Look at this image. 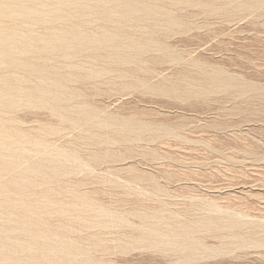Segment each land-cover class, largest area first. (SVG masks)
<instances>
[{
  "label": "rangeland",
  "instance_id": "obj_1",
  "mask_svg": "<svg viewBox=\"0 0 264 264\" xmlns=\"http://www.w3.org/2000/svg\"><path fill=\"white\" fill-rule=\"evenodd\" d=\"M184 1L5 2L0 32L32 47L0 67V264H264V0ZM75 24L127 34L37 56L47 31ZM209 73L237 85L200 89ZM128 118L164 134H130Z\"/></svg>",
  "mask_w": 264,
  "mask_h": 264
},
{
  "label": "bare ground",
  "instance_id": "obj_2",
  "mask_svg": "<svg viewBox=\"0 0 264 264\" xmlns=\"http://www.w3.org/2000/svg\"><path fill=\"white\" fill-rule=\"evenodd\" d=\"M6 1H12V2H17V0H0V14H3V13H8V16H9V19L11 17L14 18L15 16L13 15V13H11L9 10V8H7L8 6H6L5 2ZM31 1H36V0H31ZM40 1V0H39ZM58 1H63L65 2L66 4H68V2L70 3H76L78 1H82V0H58ZM86 1V0H85ZM99 1V0H98ZM228 1H231L230 3H233L232 1H236V0H226L225 3H229ZM178 2H185L184 0H178ZM81 3V2H80ZM78 3V4H80ZM224 3V4H225ZM63 4V3H62ZM212 4V3H211ZM45 5V4H43ZM225 6V5H224ZM230 6V5H228ZM20 9V8H19ZM84 9V8H83ZM22 10V9H21ZM20 10V12H21ZM87 10V11H86ZM85 12H88L89 10L86 8ZM22 14L24 16H26L25 18H29L30 20L32 19V21H36L37 23L43 21V22H46L44 21L46 19V17H41V16H38L37 13H36V10L32 9V8H25L22 10ZM138 8L137 10L135 8H131V7H128L126 8V10L124 11V14H125V17H123V19L125 18V20L127 19H135L136 17V14L138 13ZM144 11V10H143ZM19 12V11H18ZM84 11L82 10V13ZM145 12H147V14L149 12L153 13V10H145ZM81 13V12H80ZM121 13V12H120ZM123 13V12H122ZM141 13V12H140ZM62 14V13H61ZM87 14V13H85ZM7 14H5L6 16ZM40 15V14H39ZM117 15V14H116ZM119 16V15H118ZM119 16V18H120ZM138 16V15H137ZM58 18H63L64 15H58L57 16ZM48 18H52V17H48ZM118 18V17H117ZM54 19V17H53ZM121 19V18H120ZM48 20V19H47ZM58 20V19H57ZM63 20V19H62ZM124 21V20H122ZM121 21V22H122ZM128 21V20H127ZM126 22V21H125ZM123 22V23H125ZM122 24V23H121ZM120 24V25H121ZM52 29H50L49 31H47V33L45 34L44 37L40 38L38 40L37 43H39L38 45V52H40V54L38 53V57L39 58H42L43 59V55H41L43 53H51V52H55V50L57 51V49H59L60 46H64L63 44L67 43L70 45V47L72 48L71 50H74V52H78L80 50H82L84 44L87 46L88 45H93L95 43H101L100 45L105 44L106 46H110V47H114L116 45H120L122 40L124 39V36L125 33L121 28H118L117 27V30H116V34L114 35V37H112V35H107L106 32L104 31H101L100 33H98V35L96 36H90L89 34H86L84 32V29H83V26L82 24H75V25H72L70 28H67V29H63L62 31L59 30H54L55 32L51 31ZM2 31V30H0ZM127 36V35H126ZM29 38V37H27ZM112 38V39H111ZM26 38L24 37H21V36H18L17 34L13 33V32H8V33H4V32H0V67L1 66H7V67H16L18 64L16 63V60L13 58V54L17 53V52H28L30 51V48L32 46L29 47V43L30 42H27L25 43V40ZM27 40V39H26ZM36 40V39H35ZM34 40V41H35ZM128 42L126 44V48H129V49H133L136 51V53H141V52H144V50L146 51L149 47H145L143 46V44H139L138 46V43L137 42H131L129 41V39H127ZM29 41H31L29 39ZM113 41H118L117 43L113 42ZM125 42V41H124ZM123 44V43H122ZM124 44V45H125ZM68 45V46H69ZM83 45V46H82ZM67 46V47H68ZM99 46V45H98ZM86 47V46H85ZM105 47V46H104ZM110 47H107L110 48ZM37 48V47H36ZM63 48V47H62ZM61 48V50H62ZM88 48V47H87ZM97 48V46H96ZM99 48V47H98ZM102 48V47H101ZM118 48V47H117ZM66 49V48H63V50ZM69 50V48H67ZM105 49V48H104ZM120 49V48H119ZM37 50V49H36ZM67 50V51H68ZM86 50V48H85ZM84 50V51H85ZM101 50V49H100ZM109 50V49H108ZM59 51V50H58ZM102 51V50H101ZM106 51V50H105ZM64 52V51H63ZM73 52V51H72ZM72 52H70V54H72ZM73 52V53H74ZM81 52V51H80ZM60 53V52H59ZM52 54V53H51ZM66 54V53H64ZM69 54V53H68ZM69 54V55H70ZM82 54V53H81ZM16 55V54H15ZM36 55V54H35ZM73 55V54H72ZM78 55V54H77ZM76 55V56H77ZM80 55V53H79ZM106 55V56H105ZM75 56V55H74ZM119 56V55H118ZM116 57V56H111V55H107V54H99L97 57H94V58H102V60L104 62H108V63H111V62H114L115 64H120L125 60V58H122V57ZM15 57V56H14ZM45 57V56H44ZM93 59V57H92ZM96 62V61H95ZM107 63V64H108ZM43 65V64H42ZM72 65V64H71ZM33 69L35 70H39V69H42V66H35L33 67ZM120 70L121 72V69H118ZM104 72H106V70H102V71H99V72H95V71H90L87 75H85L84 77L82 78H87V79H94V78H99V77H102V75L104 74ZM130 72H133V70L131 69ZM217 75H215L214 73H209V74H202L200 78H198L197 82H198V85L200 86V89H208L209 87L210 88H224V89H229L230 87L232 86H236L237 82H236V79H232V78H225L223 79L222 81H218V77H216ZM67 79V78H66ZM85 80V79H84ZM124 86V89L125 88H132V89H135L136 88V84H125ZM158 89H167L169 91H175L177 89H179L181 91L182 94H188V93H191L192 91L195 90V87L191 86L190 84H171V85H165V84H160ZM8 89L3 87V88H0V98L1 97H5V94L7 93ZM59 96V94H57ZM56 95V96H57ZM55 97V99H58L59 97ZM5 103H7L8 105L11 103L8 101H6ZM77 122H81L83 124H87L91 121V116L89 113H83L78 115V117H76L75 119ZM125 120V119H124ZM139 120V119H137ZM137 120H134V119H129L128 120L126 119L125 121L123 122H120L118 123V126L120 128H123L124 130L130 132V134L132 132H135V131H148L152 134L153 137H155L156 135H159V134H162L164 131H165V127L163 125H152V124H148V123H145L143 122H139ZM151 123V122H150ZM156 124V123H154ZM159 124V123H158ZM185 125V124H184ZM167 126V125H166ZM183 126V125H182ZM173 129V128H172ZM176 129V128H175ZM180 129V128H178ZM52 130V129H51ZM167 132V131H166ZM141 133V132H140ZM147 133V132H146ZM164 134V133H163ZM141 135V134H140ZM162 136V135H161ZM152 138V137H151ZM159 139V138H158ZM160 140V139H159ZM149 141V140H148ZM153 141V140H152ZM156 141V140H155ZM154 141V142H155ZM153 143V142H152Z\"/></svg>",
  "mask_w": 264,
  "mask_h": 264
}]
</instances>
